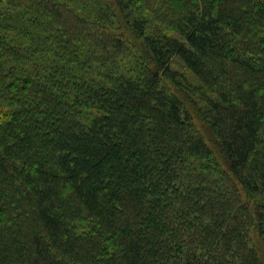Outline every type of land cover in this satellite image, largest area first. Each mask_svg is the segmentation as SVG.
Returning <instances> with one entry per match:
<instances>
[{
  "label": "trees",
  "instance_id": "1",
  "mask_svg": "<svg viewBox=\"0 0 264 264\" xmlns=\"http://www.w3.org/2000/svg\"><path fill=\"white\" fill-rule=\"evenodd\" d=\"M0 264H264V0H0Z\"/></svg>",
  "mask_w": 264,
  "mask_h": 264
}]
</instances>
